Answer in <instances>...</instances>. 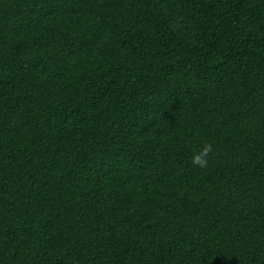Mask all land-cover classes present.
Masks as SVG:
<instances>
[{"label":"trees","instance_id":"1","mask_svg":"<svg viewBox=\"0 0 264 264\" xmlns=\"http://www.w3.org/2000/svg\"><path fill=\"white\" fill-rule=\"evenodd\" d=\"M0 264H264V0H0Z\"/></svg>","mask_w":264,"mask_h":264},{"label":"clouds","instance_id":"2","mask_svg":"<svg viewBox=\"0 0 264 264\" xmlns=\"http://www.w3.org/2000/svg\"><path fill=\"white\" fill-rule=\"evenodd\" d=\"M214 149L211 143L205 142L202 147L194 151L191 162L194 166L206 169L209 165V157L213 154Z\"/></svg>","mask_w":264,"mask_h":264}]
</instances>
